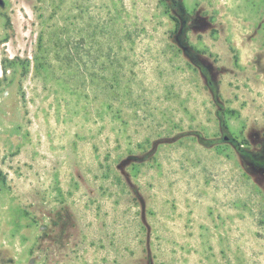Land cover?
I'll list each match as a JSON object with an SVG mask.
<instances>
[{
	"label": "rangeland",
	"instance_id": "374dc122",
	"mask_svg": "<svg viewBox=\"0 0 264 264\" xmlns=\"http://www.w3.org/2000/svg\"><path fill=\"white\" fill-rule=\"evenodd\" d=\"M0 264H264V0H0Z\"/></svg>",
	"mask_w": 264,
	"mask_h": 264
}]
</instances>
